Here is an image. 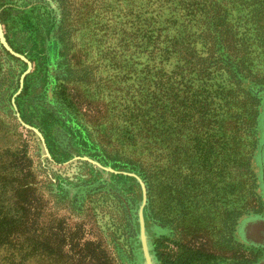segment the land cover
<instances>
[{
  "label": "rangeland",
  "instance_id": "rangeland-1",
  "mask_svg": "<svg viewBox=\"0 0 264 264\" xmlns=\"http://www.w3.org/2000/svg\"><path fill=\"white\" fill-rule=\"evenodd\" d=\"M145 1L0 0L3 39L23 57L0 43V215L19 214L22 174L34 189L25 226L0 241V264H144L138 210L151 264H165L175 244L200 252L190 264H263L257 140L242 134L230 152L218 121L190 139L195 124L173 115L168 153L151 143L154 113L141 100L155 60L135 30ZM150 10L140 17L161 25L168 17L160 34L219 58L204 87L223 121L248 106L216 93L264 84V0H168ZM186 78L198 82L193 72ZM238 158L248 159L252 180L235 171ZM249 228L261 243L245 239Z\"/></svg>",
  "mask_w": 264,
  "mask_h": 264
},
{
  "label": "trees",
  "instance_id": "trees-1",
  "mask_svg": "<svg viewBox=\"0 0 264 264\" xmlns=\"http://www.w3.org/2000/svg\"><path fill=\"white\" fill-rule=\"evenodd\" d=\"M167 1L168 0H146L139 4V10L137 11L138 22L135 30H137V36L140 38L139 43L143 45V47L149 49L153 60H155L153 64L147 66V69H145L147 72L144 77L146 82L142 84L144 93H142L141 100L144 101V96L146 95L150 100L154 113L155 126H151V128L155 134H151L153 137L151 143L158 144V149H160L162 154L168 153V133H170L168 131V121L171 116L175 115L178 121H187L190 124H195V127H193V125L191 127L192 130H190V132L192 134L190 139H194L202 127L204 129L201 132L206 134L210 131V127H208L209 122L218 121L221 126L219 130H221L222 134L220 136L222 138V144L220 146L222 149H225L227 146L230 152H233L234 149L239 150L238 144L241 139L240 135H250L254 142L257 140L256 142L259 144L261 157V151L264 152V84L258 85V88L256 87L257 89L248 88L243 95L241 94L240 96L236 91L232 90L216 93L224 99V102L231 104L237 103L240 105L243 103L248 104V106L244 107L241 111L230 114L229 117L231 118L228 117V120L223 121L215 110V106H212L215 97V94H213L214 92H209L204 87L205 79H208L207 76L212 72L211 68L219 62V58L211 54L202 57L199 53L194 52V50L190 48L183 36L160 34L161 30L166 29L168 17L163 19L165 22L164 25L159 24L156 18L150 17L147 19L145 17H140V14L145 12V9H151L150 12L153 10L159 11L163 3ZM168 59H171L173 63L169 68H165L163 64L168 61ZM226 59H224V61H226ZM232 66L234 76L236 72L241 74L237 62H234ZM189 72L198 75V82L196 85L191 84V82L187 80L186 73ZM250 111L251 113H249ZM230 122L234 124L228 126ZM255 133L257 136H255ZM155 161L158 162L157 160ZM234 162L237 163L235 171L244 175V177H250L252 180L253 174L249 168L248 159L242 160L238 158V161L234 160ZM157 166L159 167L160 165ZM160 169L163 170V168ZM30 176V173L22 174L20 178L22 182L14 187L13 190L15 196L14 212L18 210L19 214H12L10 217L0 215V241L7 239L10 241L11 238L15 239L18 236L16 233L19 231L17 228L25 226L26 224L25 215L23 213L34 198V189L28 181ZM143 179L147 184V180L144 176ZM251 185L253 188V182H251ZM252 209L251 207L245 208V210ZM20 212L22 214H20ZM28 220H30L31 224H35V219ZM4 222H8L7 226H5ZM9 232L13 234L9 235ZM33 247L34 249L36 248L34 244ZM196 253L200 252L196 251L195 253H190L191 256L187 255L184 258H182L183 255L180 254L177 257L176 263L173 262L172 264H190L194 260L200 258H196L198 257L194 255ZM34 254H37L36 250ZM201 256L204 257L202 254ZM205 258H207V255ZM165 264H171L170 260H166Z\"/></svg>",
  "mask_w": 264,
  "mask_h": 264
},
{
  "label": "water",
  "instance_id": "water-1",
  "mask_svg": "<svg viewBox=\"0 0 264 264\" xmlns=\"http://www.w3.org/2000/svg\"><path fill=\"white\" fill-rule=\"evenodd\" d=\"M0 43L12 54L18 56L19 58H22V56L20 55H17L16 53H14L5 43L4 39H3V36H2V33H1V29H0ZM26 126V125H25ZM34 130L35 132H37L35 129H32ZM39 134V133H38ZM144 197V194H142V198ZM138 239H139V242H140V247H141V251H142V256H143V259H144V264H151V261H150V257L148 255V252H147V248H146V242H145V234H144V228H143V224H142V220H141V216H140V210H138ZM252 228H249L247 232L248 233V236L245 237L246 240L252 242L253 244H259L261 243V240H258V235L256 234L257 232L253 233ZM255 229V228H254ZM260 233V232H259ZM260 235V234H259ZM264 264V262H263Z\"/></svg>",
  "mask_w": 264,
  "mask_h": 264
},
{
  "label": "flooded vegetation",
  "instance_id": "flooded-vegetation-1",
  "mask_svg": "<svg viewBox=\"0 0 264 264\" xmlns=\"http://www.w3.org/2000/svg\"><path fill=\"white\" fill-rule=\"evenodd\" d=\"M234 233H235V231H234ZM175 247H176V250L174 251V252H171V254H170V256H168V259L170 260V263L172 264L173 262H175L176 263V261H177V257H178V255H183L182 256V258H184L185 256H187V255H184V254H186V252H187V248H184V250L183 249H181V245H177L176 246V244H175ZM181 258V259H182ZM183 260H186V259H183Z\"/></svg>",
  "mask_w": 264,
  "mask_h": 264
}]
</instances>
